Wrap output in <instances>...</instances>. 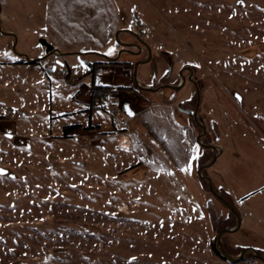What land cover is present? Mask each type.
Segmentation results:
<instances>
[{
  "label": "rangeland",
  "instance_id": "374dc122",
  "mask_svg": "<svg viewBox=\"0 0 264 264\" xmlns=\"http://www.w3.org/2000/svg\"><path fill=\"white\" fill-rule=\"evenodd\" d=\"M115 1L117 30L132 29L151 47L150 60L138 67L139 83L159 89L134 84V64L147 56L144 44L139 53H122L117 64L84 55L103 63L96 70H111L95 73L105 82L97 86L115 91L122 105L129 102L127 89L175 105L130 120L122 106L97 113L98 121L102 115L110 123L126 120L133 130L103 140L104 148L74 136L101 134L95 132L101 124L71 136L50 127L57 125L47 110L52 85L63 101L81 95L83 103L96 84L84 77L77 92L67 88L65 68L54 66L53 57L29 62L45 51L37 31L45 0H0L8 16L0 23V264H264L252 253L231 263L216 251L218 232L237 220L198 168L219 150L197 141L202 128L184 111L197 104L191 81L177 90L161 88L182 83L185 67L194 69L198 117L207 129L201 141L222 149L202 174L242 215L240 228L222 242L231 254L244 247L264 253V0ZM119 39L138 43L128 32ZM117 42L114 34L90 51L114 57L122 47ZM14 44L23 55L12 51ZM65 59L69 80L76 81L83 70L75 57ZM74 120L87 123L88 116ZM136 158L163 171L124 170Z\"/></svg>",
  "mask_w": 264,
  "mask_h": 264
},
{
  "label": "crops",
  "instance_id": "0c3cea01",
  "mask_svg": "<svg viewBox=\"0 0 264 264\" xmlns=\"http://www.w3.org/2000/svg\"><path fill=\"white\" fill-rule=\"evenodd\" d=\"M43 11V24L37 31L42 33L43 37L54 46L58 47L61 52L75 57L76 59L77 56L74 54L75 52H82V50H97L105 47L110 43L115 31L121 24L119 6L115 0H45ZM1 19H8L7 14L1 12ZM108 69L109 68L106 66H101L96 72L99 73V75L111 72V70L108 71ZM95 84L102 85L105 84V82L96 78ZM122 84L126 85L124 83ZM66 86L69 89L74 88L75 91L79 92L80 86L77 84V80L75 82L67 81ZM127 86H129V84ZM50 92V95L47 97L49 103L47 110H49L48 112L51 113L52 116H56L54 121L57 122V125L51 124L50 127H52V130L55 128L59 130L61 127L63 132L65 126L78 124V128L68 132L71 136L77 134L78 129H82V126L87 127L89 123L92 125L101 124V128L95 131L103 132L101 134L95 133V136H92L91 134L93 131H81L82 135H74L78 138L82 137L83 140L85 139L86 142H91V145L96 147H104L103 140L107 138H114L120 135H133V130L126 120L122 122L112 121V123H110L103 115L99 121L97 120V113L100 115L103 112L98 108V101L95 104V108H91V88L88 91L89 96L82 101L83 103L80 101L81 95L75 98L72 97L68 103L67 101H63L59 96V89L53 85L51 86ZM125 92H127L125 96H127L129 102H124L122 105V99L120 95H117L121 105L111 111L122 106L129 120L155 106L167 107L175 105V102H166L156 99L154 96L132 94L131 89H127ZM81 104L84 105L83 108H80ZM81 114L85 115V117L88 116L87 123L74 120L76 116ZM57 135L63 136L61 130ZM130 143L131 145L133 144L131 140ZM85 151L88 153L90 152L89 150ZM134 162L133 165H122L124 166V170L141 167L145 169V171L153 168L158 174L163 171L141 159L136 158ZM189 163L190 162H187L185 165L188 166ZM177 169L180 168L177 167ZM166 171L168 170L166 169Z\"/></svg>",
  "mask_w": 264,
  "mask_h": 264
},
{
  "label": "water",
  "instance_id": "95a60500",
  "mask_svg": "<svg viewBox=\"0 0 264 264\" xmlns=\"http://www.w3.org/2000/svg\"><path fill=\"white\" fill-rule=\"evenodd\" d=\"M0 23H1V10H0ZM121 32H128L132 35H134L142 44L145 45L146 49H147V56L143 59H140L138 61L135 62L134 64V69H133V79H134V84L137 86V88L139 89H142V90H145V91H150V92H158V87L156 88H153V87H148V86H144V85H141L138 81V78H137V74H138V67L139 65H141L142 63L144 62H147L148 60H150L151 56H152V51H151V47L147 44L146 41L142 40L141 37L139 36L138 33H136L134 30L132 29H128V28H121L119 30L116 31L115 33V39L118 41L117 43L122 45L123 47L117 52L116 56L114 57H111V56H108L104 53H101V52H98V51H86V52H75L74 54L77 56V61L79 62L82 70H83V73L77 78V81L78 80H81L82 78L84 77H87V76H90L92 75V73L94 72V64L92 61H90L89 59H85V58H82L83 55H86V54H97L103 58H105L107 61H116L118 60V58L120 57V55L122 53H133V54H136V53H139L140 52V45L139 44H136V43H131V42H124V41H121L119 39V34ZM6 35H13V33H9V32H2ZM39 42L40 44L45 48V54L38 57V58H34L32 60H29L27 55L24 54L25 58L29 60V62H36V61H39V60H42L44 58H46L48 55L50 54H54V55H57V54H62V55H65V53L61 52L59 50L58 47L54 46L51 42H49L45 37H41L39 39ZM132 46H135L138 48L137 51H134L132 49H130L129 47H132ZM12 51L16 54H20V55H23V53H18L16 52V49H15V44L13 45V48H12ZM63 65H65V67L67 68V76H66V81H69V75L71 74V67L69 66L68 63H62ZM184 69H187L190 76H189V79L193 82H195V80L191 77L194 73V69L192 67H185ZM183 70L180 71V74H182ZM183 78V82L178 84V85H171V84H164L161 86L162 89H165V88H171L173 90H177L179 89V87H181V85L184 83L185 81V77H182ZM197 104H196V107L195 109L193 110H184L186 111L187 113H190L193 115L196 123L202 128V132L199 133L197 135V141L203 146V147H206V148H211L213 150H216L218 149L219 152L214 154V156L212 157V159L202 165H200V167L198 168V176L202 179H205L208 183V187H209V190L210 192L215 195L229 210H231L235 216H236V224L233 226V227H225V228H222L219 232H218V235H217V240H216V249L219 253V255L231 262V263H237L239 261H241L244 257V255L246 253H252L253 255H255L258 259H260L261 261L264 262V253L260 252L259 250H257L256 248L254 247H244L240 250L239 253L237 254H231L229 253L223 242H222V237L224 234L226 233H232V232H235L237 231L240 226H241V223H242V215L241 213L239 212V210L234 207L231 203H229L217 190L216 188L214 187L213 183H212V179L209 177V176H206V175H203L202 174V171L206 168H208L209 166H211L215 160L217 159L219 153L221 152V147L215 145V144H212V143H203L201 141V137L206 133L207 129L203 123V121L201 119H199L198 117V109H199V104H200V101H201V96H200V90L199 88L197 87Z\"/></svg>",
  "mask_w": 264,
  "mask_h": 264
},
{
  "label": "flooded vegetation",
  "instance_id": "af4514ba",
  "mask_svg": "<svg viewBox=\"0 0 264 264\" xmlns=\"http://www.w3.org/2000/svg\"><path fill=\"white\" fill-rule=\"evenodd\" d=\"M138 40V39H137ZM138 43L137 44H139L140 45V47H141V45H143L139 40L137 41ZM123 47V46H122ZM121 47V48H122ZM132 48H134V50H138V48L137 47H135V46H132ZM131 49V48H130ZM44 54H45V52H44ZM43 54V55H44ZM10 55H12V52H11V54ZM65 56L66 55H62V54H57V55H54V54H50V55H48L47 57H53L54 58V66H57L58 64H60L61 66H63L64 68H65V72L67 73V68L65 67V65H63L62 63H68L67 61H66V59H65ZM83 57H85L84 55L82 56V58ZM93 62V64H94V67H95V69H94V72L92 73V75H91V82L92 83H95V73H96V67L97 66H100V65H102L103 63V61L101 62V61H92ZM70 66V65H69ZM71 67V66H70ZM71 71H72V69H71ZM82 73H83V71H82ZM81 73V74H82ZM181 75V82H183V78L182 77H185V81H184V83L186 82V80L188 79L189 81H191L190 79H189V76H190V74H189V72H188V75L187 76H185L184 74H183V72H182V74H180ZM80 75H78L77 77H76V80H77V78L79 77ZM192 78H193V75L191 76ZM63 78H64V76H63ZM83 79V78H82ZM194 79V78H193ZM195 80V79H194ZM69 82H75V81H72V80H69ZM78 83V82H77ZM191 83L193 84V86H194V89H195V91H196V96H197V87L199 88V90H200V84L198 83V81H196L195 80V82H193V81H191ZM97 86V85H96ZM92 90H93V87H92ZM196 107V106H195ZM195 109V108H194ZM190 110H193V109H190Z\"/></svg>",
  "mask_w": 264,
  "mask_h": 264
},
{
  "label": "built area",
  "instance_id": "2783aa9c",
  "mask_svg": "<svg viewBox=\"0 0 264 264\" xmlns=\"http://www.w3.org/2000/svg\"><path fill=\"white\" fill-rule=\"evenodd\" d=\"M115 93V91L109 90L100 96L98 106L103 113H109L112 109L121 105V102Z\"/></svg>",
  "mask_w": 264,
  "mask_h": 264
},
{
  "label": "trees",
  "instance_id": "16d2710c",
  "mask_svg": "<svg viewBox=\"0 0 264 264\" xmlns=\"http://www.w3.org/2000/svg\"><path fill=\"white\" fill-rule=\"evenodd\" d=\"M103 62L104 63H114V64H117V62H119V60H117V61H107V60H103ZM107 91V89L106 90H104V88H101L100 86H95V87H93V92H92V97H91V100H90V103L92 104V106L95 108V102H94V100H96V99H98L104 92H106ZM99 94H100V96H99ZM79 127V125L78 124H76V125H67V126H65L64 127V133L66 132H69V131H71V130H74V129H76V128H78ZM216 251H217V249H216ZM218 252V251H217ZM219 254V253H218Z\"/></svg>",
  "mask_w": 264,
  "mask_h": 264
},
{
  "label": "snow or ice",
  "instance_id": "6c2138e0",
  "mask_svg": "<svg viewBox=\"0 0 264 264\" xmlns=\"http://www.w3.org/2000/svg\"><path fill=\"white\" fill-rule=\"evenodd\" d=\"M9 135H11V134L9 133Z\"/></svg>",
  "mask_w": 264,
  "mask_h": 264
}]
</instances>
